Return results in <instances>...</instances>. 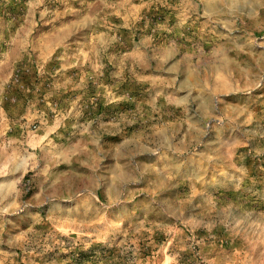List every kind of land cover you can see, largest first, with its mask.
Masks as SVG:
<instances>
[{
	"label": "rangeland",
	"instance_id": "obj_1",
	"mask_svg": "<svg viewBox=\"0 0 264 264\" xmlns=\"http://www.w3.org/2000/svg\"><path fill=\"white\" fill-rule=\"evenodd\" d=\"M0 264H264V0H0Z\"/></svg>",
	"mask_w": 264,
	"mask_h": 264
}]
</instances>
